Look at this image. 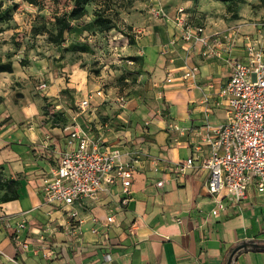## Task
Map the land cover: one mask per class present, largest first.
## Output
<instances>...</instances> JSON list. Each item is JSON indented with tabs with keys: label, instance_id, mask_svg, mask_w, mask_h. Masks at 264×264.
I'll list each match as a JSON object with an SVG mask.
<instances>
[{
	"label": "crops",
	"instance_id": "crops-1",
	"mask_svg": "<svg viewBox=\"0 0 264 264\" xmlns=\"http://www.w3.org/2000/svg\"><path fill=\"white\" fill-rule=\"evenodd\" d=\"M192 22L204 23L200 18ZM244 22L227 24L242 23L241 34L264 49L262 30ZM225 29L207 26L209 32ZM171 35L168 25L163 40L147 42L138 52L142 63L137 84L122 103L79 74L71 83L57 78L41 98L13 110L0 105V264H264V195L249 187L245 201L222 199L225 210L212 218L215 204L206 194V174L194 169L178 176L166 168V162L207 155L204 130L226 120L216 97L229 76L222 59L194 57L199 87L183 85L177 79L185 64L183 47L161 52ZM244 42L232 48L231 56L243 60ZM169 71L176 79L164 84ZM43 95L54 102L68 97V124L52 126L43 119ZM86 97L90 106L93 99L100 102L96 106L105 102L104 110H72ZM76 127L89 130L101 149H119L123 161L136 162L126 205H121L125 196L117 186L96 201L74 206L81 220L80 236L65 233L66 216L45 204L40 191L61 154L71 149L68 134ZM150 158L159 161L156 172ZM159 181L161 187L156 185ZM109 216L112 223L106 221ZM47 250L50 255L43 257Z\"/></svg>",
	"mask_w": 264,
	"mask_h": 264
},
{
	"label": "built area",
	"instance_id": "built-area-1",
	"mask_svg": "<svg viewBox=\"0 0 264 264\" xmlns=\"http://www.w3.org/2000/svg\"><path fill=\"white\" fill-rule=\"evenodd\" d=\"M151 14L152 18L170 21L174 26V35L161 52L166 54L169 47L178 44L183 47L185 64L177 75L183 85L199 87V68L192 61L194 57L203 61L222 59L229 71L216 97V106L224 107L226 120L217 128L204 130L202 142L208 147L207 155L166 162L167 170L178 176L194 169L206 174V194L215 204L209 215L216 218L225 210L222 199L235 204L245 201L249 187L264 195V49L260 42L243 37L240 25H233L222 32H209L204 23L190 21L182 9H178L172 19L159 8L152 9ZM261 20L255 27L262 30L259 33L263 39L264 11ZM242 39L245 41V55L243 60H239L231 56V50ZM175 79L174 72L169 71L164 84ZM207 87L211 88L212 83ZM40 88L45 89L46 86L42 84ZM89 106V97L76 104L78 112L87 111ZM68 137L67 145L71 149L61 154L40 191L45 204L66 216L65 233L80 236L81 220L74 206L84 200L96 201L102 193H109L110 188L117 186L125 196L121 205H126L136 162L123 161L119 149H101L100 141L93 138L87 129L76 127ZM196 149L199 150V146ZM149 162L156 172L158 159L150 158ZM156 185L161 187L163 181ZM106 221L112 223L113 218L109 216ZM22 247L26 249L27 245ZM50 253L47 250L43 257Z\"/></svg>",
	"mask_w": 264,
	"mask_h": 264
},
{
	"label": "rangeland",
	"instance_id": "rangeland-1",
	"mask_svg": "<svg viewBox=\"0 0 264 264\" xmlns=\"http://www.w3.org/2000/svg\"><path fill=\"white\" fill-rule=\"evenodd\" d=\"M41 1L40 6H32L23 0H0V61L11 65L10 72L0 73V105L9 110L34 97L41 98L39 94L55 84L57 78L61 83H71L79 74L86 75L88 82H95L97 91L114 95L116 103H122L121 98L137 84L142 63L138 52L147 42L163 40L168 25L170 38L175 32L170 21L152 18V9H162L170 19L182 9L189 20L200 18L216 29L242 27V23L227 24L236 19L255 27L262 22L264 11V0H87L84 16L71 21L60 37L55 18L67 17L72 0ZM253 15L258 18L251 19ZM98 17L110 24L97 23ZM42 84L45 89L40 88ZM42 99L45 121L58 127L69 123L66 95L55 98L57 102L44 95ZM97 101L93 99L90 108L103 111L106 103L96 106L100 103ZM72 110L76 111V106Z\"/></svg>",
	"mask_w": 264,
	"mask_h": 264
},
{
	"label": "trees",
	"instance_id": "trees-1",
	"mask_svg": "<svg viewBox=\"0 0 264 264\" xmlns=\"http://www.w3.org/2000/svg\"><path fill=\"white\" fill-rule=\"evenodd\" d=\"M24 2H26L29 5L32 6H40L42 4L41 0H23ZM54 2H56V0H52ZM222 3H232L235 2L237 0H216ZM87 0H72L73 3V7L70 9V11L67 13V17L62 16V17H56L55 18V22L56 25L58 26V30H57V35L58 36H62L64 31H66L69 27H70V22L71 21H76L79 20L80 18H82L85 14V10H84V6L86 4ZM96 22L100 24H102L103 22H105V19H103L102 17H98L96 19ZM107 24H110L109 22H105ZM107 29H110V26L106 27ZM114 29H116V27H112ZM120 34L124 35L121 31ZM11 71V65L9 63H1L0 61V73L2 72H10ZM65 92V91H62Z\"/></svg>",
	"mask_w": 264,
	"mask_h": 264
}]
</instances>
